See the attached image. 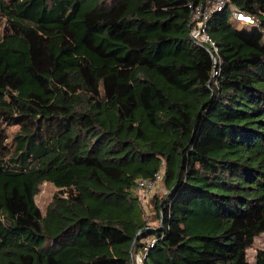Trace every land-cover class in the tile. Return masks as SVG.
<instances>
[{"label":"trees","instance_id":"16d2710c","mask_svg":"<svg viewBox=\"0 0 264 264\" xmlns=\"http://www.w3.org/2000/svg\"><path fill=\"white\" fill-rule=\"evenodd\" d=\"M227 1L215 50L206 0H0V264H264V0Z\"/></svg>","mask_w":264,"mask_h":264},{"label":"built area","instance_id":"2783aa9c","mask_svg":"<svg viewBox=\"0 0 264 264\" xmlns=\"http://www.w3.org/2000/svg\"><path fill=\"white\" fill-rule=\"evenodd\" d=\"M227 5V0H206L205 4H200L197 6L190 5V8L192 9L191 26H193L191 30V38L194 42L199 45L210 44L216 50V44L207 34L208 22L214 13L223 11ZM230 8L236 21L258 25V22L253 17L239 11V9L235 6L231 5ZM163 175L164 173L161 171L154 177V179L140 180L138 182L137 189L142 205L154 197L159 184L162 182Z\"/></svg>","mask_w":264,"mask_h":264},{"label":"rangeland","instance_id":"374dc122","mask_svg":"<svg viewBox=\"0 0 264 264\" xmlns=\"http://www.w3.org/2000/svg\"><path fill=\"white\" fill-rule=\"evenodd\" d=\"M238 27L240 29H245L246 25L243 23H239ZM248 27V26H247ZM5 47L3 44L0 43V67L3 66L4 63V58H5ZM19 130L18 127H11L9 129L10 137H12L15 133H17ZM58 190L51 184L49 183H44L40 187V193L36 198V203L42 213H46L48 207L52 203L54 196L57 194ZM165 189L163 185L160 183L158 188H157V197L162 198L165 195ZM143 210H144V217L145 219L148 220V225L150 227H157L158 221H156V210H155V202L154 201H149L147 203H144L142 205ZM259 251H264V234L256 238L255 244L252 248L248 250V261L253 263L256 260V256ZM134 261L136 264H141V257L140 255H134Z\"/></svg>","mask_w":264,"mask_h":264},{"label":"water","instance_id":"95a60500","mask_svg":"<svg viewBox=\"0 0 264 264\" xmlns=\"http://www.w3.org/2000/svg\"><path fill=\"white\" fill-rule=\"evenodd\" d=\"M201 46H203V47L207 48V46H206V45H203V44H201ZM213 57H214V56H213ZM215 66H216V68H217V61H216V59H215Z\"/></svg>","mask_w":264,"mask_h":264}]
</instances>
